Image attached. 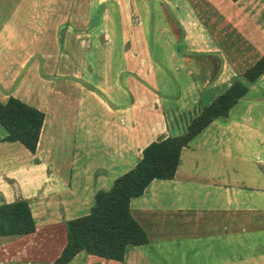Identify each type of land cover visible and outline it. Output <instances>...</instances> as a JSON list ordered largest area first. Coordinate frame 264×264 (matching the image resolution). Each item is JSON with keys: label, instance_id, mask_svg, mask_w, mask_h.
<instances>
[{"label": "crops", "instance_id": "crops-1", "mask_svg": "<svg viewBox=\"0 0 264 264\" xmlns=\"http://www.w3.org/2000/svg\"><path fill=\"white\" fill-rule=\"evenodd\" d=\"M42 1L0 0V92L4 95L9 96L32 62L36 71L40 70L42 61L37 63L33 52L9 58L12 34L8 26L12 22L25 24L32 8ZM106 1L44 0L48 8L41 11L38 6L40 11H35L38 22L47 16L61 22L58 33L72 28L73 38L82 35L87 48L75 54L100 57L97 66L102 73L92 79L95 70L85 58L87 70L81 63L80 68H70L66 63L46 79L52 80L51 90L71 97L56 93L35 103L24 99L43 112L34 151L18 142L27 150V159L15 161L18 157L10 155L9 141L2 139L5 130H0V202L25 198L35 222L29 233L0 235V264H49L64 245L63 239L53 257L41 260L49 234L50 247L55 242V225L86 213L95 190L108 188L115 176L130 168L145 144L182 131L202 105L264 52V0H110L115 3L111 11L104 6ZM91 2L99 8L93 15L89 12ZM106 14L110 29L94 33ZM66 22L84 25L74 27ZM22 28L26 31V25ZM117 36L119 45L112 47ZM154 39L161 58L152 53ZM4 54H8L6 59ZM117 55L118 63L112 64L110 58ZM108 80L111 85L105 86ZM245 83L246 92L231 105L228 114L214 117L189 140L202 135L201 149L193 150L196 154L190 158L191 176L177 175L189 161L185 154L181 157L182 149L188 147L185 145L171 178L151 179L140 195L129 200L130 213L143 229V224L152 228L159 214L169 207L182 214L190 209L208 213L218 231L214 245L224 250L207 249L204 264H264V218L259 212L264 213V71ZM108 90L113 95L109 96ZM126 92L131 96L128 102L122 100ZM135 101L139 109L134 107ZM51 120L61 123L53 124V130L60 126V130H81L84 142L77 147L82 152L74 141L67 158L58 156L48 145L44 147L42 136ZM214 164L222 169L219 176L211 174ZM207 178H212L210 183L204 182ZM215 178L227 181L219 184ZM230 178H254L260 185L230 183ZM258 230L263 237L256 241L253 235ZM135 245L140 244H127L125 250ZM91 255L74 264L99 261ZM86 258L89 261H83Z\"/></svg>", "mask_w": 264, "mask_h": 264}, {"label": "rangeland", "instance_id": "rangeland-1", "mask_svg": "<svg viewBox=\"0 0 264 264\" xmlns=\"http://www.w3.org/2000/svg\"><path fill=\"white\" fill-rule=\"evenodd\" d=\"M60 1H64V0H58V3ZM81 1L86 3L88 0H81ZM192 1H196V0H192ZM43 2L44 0L41 3H37L36 8L35 7L32 8L33 13L32 14L29 13L27 15L28 21L26 20L25 24L21 22L18 25V23L12 22L8 26V29L11 30V34H12L11 45L9 46L11 48V53L9 55V58L13 60L14 57H22L27 52L28 53L33 52L34 55L33 57H37L36 58L37 63H39L40 60L42 61L40 70L37 71L34 62H32L29 65L26 74L22 75L19 78L17 86H15L13 91L9 94L14 97L16 96L23 97L22 98L23 100L25 99L30 103H35V101L37 100H44V101L46 99L49 100L51 97L56 96V93L58 92H55L54 90L50 89L52 80H50V78L46 79V76L53 75L52 73L53 70L60 69L61 66H63V64L67 63L70 66V68H73L74 65H77V67L80 68V63H81L83 65V69L87 70V64L85 63L86 60L91 67H94L95 70L92 79L96 80L98 78L97 76H99L102 73L100 71V66H97V63L101 60L100 57H96V56L92 57V55L86 57L83 56V58H85V60H83L82 56L75 54V52H77L78 49L83 51L84 48H87L82 43V39H83L82 35L80 37H77L76 39L73 38L74 31L72 28H68L70 31H67V28L61 29V31H59L58 33L56 29L58 24L61 22L56 23L55 18L51 19L50 16L45 17L41 22L36 21L38 20V15H36L37 13H35V11L37 12L40 10L42 11V9L43 11H45L48 8L45 7V5H43ZM94 3L95 2H91L92 6L90 7V11H89L90 14L92 15L94 13V10L98 11L99 9L97 8L98 6H93L95 5ZM103 4L104 6H107V9H109L110 11L115 7L114 6L115 3L110 0H107ZM38 6L40 7V10ZM75 11L77 12V8L75 9ZM100 14L104 16L105 11L101 10ZM94 19L92 21H94ZM100 20L101 22L96 26L97 28L95 29L94 33L99 29H101L103 32L105 31L108 32V30L110 29V23H109L110 17L107 16L106 14V16L100 18ZM70 21H73V19L70 18ZM66 23L74 27L76 24L79 27H82L84 25L83 23H76V24L70 22H66ZM22 25H26V31L22 30L23 29ZM17 33L19 34V36L17 35ZM23 44H25L24 47ZM115 44H117V46L119 45L118 36L116 39L114 38L111 46L113 47L115 46ZM92 46L94 47V45ZM151 49H152V53L155 55V58H159L161 51H160V46L158 45L156 39L152 41ZM4 55L6 59L8 54H4ZM119 57H120L119 55H117L116 57L112 56L110 58L112 60L111 63L112 64L115 62L118 63ZM123 79L126 80V77ZM142 80L145 81L144 79ZM109 82L110 81L108 80L105 86L111 85L108 84ZM155 92L158 93L157 91ZM64 93L62 94L58 93V95H61L62 97L63 96L71 97V95H63ZM108 94L109 96L113 95L111 90ZM152 95L153 94H150V96ZM7 97L8 95H4L0 92V101H5ZM123 99L126 100V102L130 101L131 96L129 92H126V94L122 97V100ZM136 106L137 109H139L135 101L134 107ZM65 112H67V109ZM63 118H64V122H66L67 121L66 117L62 115L61 119ZM53 124L61 125V123L54 122V120L48 121V123H46V128L42 136V142L45 143L44 147L48 145V147L52 148L56 152V154H58V156L61 157L62 155L64 156L66 155L67 158V156L70 155L72 152V149H70L72 146L71 145L72 142L74 141L76 143L75 148L78 149L79 148L77 147L78 144L84 142L83 141L84 136L81 133V130L79 129L75 130L74 132L71 131L70 128L65 130H60L59 129L61 127L60 126L58 127V129H55L56 130L55 131L53 130L52 127ZM182 126L183 124L180 125L179 126L180 128L178 129H182ZM2 129L3 127L0 125V130ZM108 129L109 127H107V130ZM183 130L184 128L182 129V131ZM173 131H176V129ZM108 135L107 138H110ZM201 136H198L196 139H192L191 141H189L190 143L189 142L187 143L188 147L182 149L181 157L185 154V157H187L189 161H187V164L184 163V165L181 166L180 171H178L177 175L183 174L186 177L191 176L192 172L190 167L191 166L190 158L192 157V155L196 154L193 152V150L194 151L199 150L200 148L199 138ZM147 137L149 136H144V139H146ZM7 146L8 149L10 150L11 156L17 155L18 158L15 161L18 160L23 161L27 159V154H28L27 150L24 147H22L18 142L9 141ZM80 150L81 149L79 148V151ZM187 150H190V154L186 153ZM58 156L55 158L56 159L55 164L58 163ZM56 167L58 169L60 168V166L57 165L55 166V168ZM61 167L65 170L64 166ZM216 168L217 166L214 164V168H211L210 170L211 174L212 175L217 174L219 176V174L222 173V169H218V168L216 169ZM199 170L200 169L196 170L195 175L198 174ZM211 179L212 178H207L206 180H204V182L209 180L210 183ZM215 179L217 181L216 183L219 184H225V182L227 181V178H215ZM195 180H199V178H195ZM209 183L206 184L205 187L209 186ZM230 183H243L245 185L251 184L252 187L254 185H260V183L254 180V178H239V179L230 178ZM257 208L259 209V207ZM172 209L174 208L169 207L168 210H165L161 214H159V219L157 218L158 220L156 223H154L152 228H148L146 224H143V227L148 235L147 243H143L137 246L135 245L131 248L129 247L127 251L125 250L122 258L126 260V263H124L122 259H106L95 255V258H98L99 261L97 260L94 262L90 261L88 264H94V263L95 264H204L203 254H205L207 249L209 252H211V249L212 251L216 249L224 250V248L219 247L218 244L217 246L214 245L215 244L214 242L216 241L214 239L218 235V231L214 229V225L211 223V221L208 218V213L204 214L203 212H197L194 209H190L186 212V214H182V213H178V210L176 208L175 209L177 211H174ZM259 212H260V216H263L264 218V213H261L260 210ZM213 215L214 214H212V216ZM243 222H245L246 225L250 227L247 221H242L241 223ZM258 232L260 235H257ZM52 233L54 235L55 242L51 244L50 247L48 243L51 239L50 237L51 234H49L48 241H46V243L43 244L42 246L43 255L41 256V260H47L53 257L55 253V248L59 246L60 242L63 239L65 243V234H66L65 223L64 225L63 223H58L57 225H55V227L52 230ZM261 235L263 237V233H261L259 230L254 232L253 240L257 241L258 237H260ZM208 245L211 247H208ZM231 249L232 247L230 248V253H231ZM40 252L41 250L38 253ZM83 256H92V255L88 253H84L83 251H79L78 255L73 256L68 264L78 263L79 259H82ZM88 258H92V257H88ZM88 258L84 259L83 261L86 260L89 261Z\"/></svg>", "mask_w": 264, "mask_h": 264}, {"label": "trees", "instance_id": "trees-1", "mask_svg": "<svg viewBox=\"0 0 264 264\" xmlns=\"http://www.w3.org/2000/svg\"><path fill=\"white\" fill-rule=\"evenodd\" d=\"M263 71L264 52L223 91L202 105L183 131L145 144L130 168L115 176L108 188L95 190L86 213L65 221V243L49 264H65L80 250L104 258L122 259L127 244L147 242L144 229L130 213V198L140 195L153 178H171L181 148L214 117L227 115L231 105L246 92L245 81H253ZM42 119L40 109L18 97L9 95L5 101H0L3 140L17 141L34 151ZM34 228L25 198L0 202V235L25 234Z\"/></svg>", "mask_w": 264, "mask_h": 264}, {"label": "water", "instance_id": "water-1", "mask_svg": "<svg viewBox=\"0 0 264 264\" xmlns=\"http://www.w3.org/2000/svg\"><path fill=\"white\" fill-rule=\"evenodd\" d=\"M241 97V96H240Z\"/></svg>", "mask_w": 264, "mask_h": 264}]
</instances>
